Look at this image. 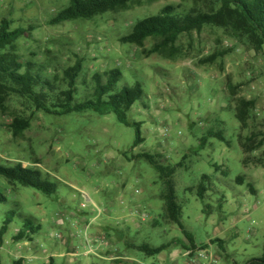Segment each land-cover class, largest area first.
<instances>
[{
    "label": "rangeland",
    "instance_id": "1",
    "mask_svg": "<svg viewBox=\"0 0 264 264\" xmlns=\"http://www.w3.org/2000/svg\"><path fill=\"white\" fill-rule=\"evenodd\" d=\"M69 6L70 0H0V24L6 19L12 30L28 31L15 44V51L5 53L51 81L53 94L66 89L65 71L82 60L78 103L92 99L82 92L92 89L95 74L118 69L122 73L118 90L136 84L144 90L128 118L143 124L145 142L133 150L135 130L121 125L115 115H49L38 112L30 100L10 95L6 111H0V164L22 163L40 170L56 184L57 194L46 196L12 186L0 177V192L7 198L0 205V228L14 214L0 252L4 264H13L8 252L19 254L18 247L25 244L11 242L22 228L21 216L42 226L23 253L38 257L31 264H44L41 258L56 251L62 237L80 251L72 254L73 260L82 254L75 263L111 264L103 259L106 246L94 236L100 227L106 231L105 239L120 243L121 254L145 264H186V238L166 220L157 172L145 160H132L141 153L162 155L164 150L169 156V160L164 158L167 165L183 164L177 168L174 183L182 226L196 248L204 250L209 261L217 257V264H246L260 258L264 245V51H250L212 27L182 36L172 60L147 57L141 49L121 43L139 21L168 6L184 14L209 13L219 9V0H141L127 11L52 26L50 22ZM155 43L147 40L145 49L151 50ZM228 49L232 52L216 64L201 66L200 61ZM231 88L237 89L236 97ZM240 99L255 103L244 130L235 118ZM15 119L31 123L21 137L13 134ZM211 130L223 132L226 143L208 139L196 154L201 139ZM252 135L262 147L245 154L238 137ZM203 176L209 177L205 203L196 194ZM238 177L244 185L237 182ZM249 183L256 195L250 193ZM206 204L211 206L210 214L205 212ZM215 229H222L217 235L224 241L221 247L213 242ZM142 244L167 249L154 257L129 249ZM98 245L105 249L100 251ZM91 249L92 254L84 257V250Z\"/></svg>",
    "mask_w": 264,
    "mask_h": 264
},
{
    "label": "trees",
    "instance_id": "2",
    "mask_svg": "<svg viewBox=\"0 0 264 264\" xmlns=\"http://www.w3.org/2000/svg\"><path fill=\"white\" fill-rule=\"evenodd\" d=\"M141 0H70V6L61 11L50 24L58 26L66 22L89 21L106 14H115L127 11L133 4ZM220 7L216 11L209 13H189L176 12L171 6L164 8L158 15L139 21L132 33L121 39L122 44L132 45L142 50L147 57L159 55L166 59H174L178 54L177 42L184 35L192 33L200 34L205 27H212L222 30L225 35L250 51L262 53L264 51V0H219ZM26 29H11V23L4 19L0 24V111H6L5 103L10 95H17L30 100L38 112L55 116H67L73 113L93 112L99 116L115 115L118 122L135 130V144L133 150L143 145V124L130 120L128 113L138 104L143 96L144 90L140 84L133 87H125L118 90L122 73L118 69H113L103 73H97L92 77V89H85L82 93L84 97L92 98L78 103L76 94L78 93V80L83 72V61L67 69L64 73L66 89L58 94H53L51 81L44 80L42 76L34 74L29 67L23 66L12 54L5 53L7 50L15 51V44L26 34ZM154 40L155 46L151 50L145 49L147 40ZM232 52L228 49L225 52L211 55L200 61L201 66L214 65L219 58H224ZM23 70V71H22ZM86 87V84H82ZM233 97H236V88H231ZM52 94V95H51ZM87 99V98H84ZM254 101L240 99L237 101L235 118L239 121L241 129L248 128L251 111L254 109ZM30 121L27 119H15L11 128L16 137H21L30 128ZM208 139H217L226 143L223 132L209 131L201 139L198 154L206 146ZM241 149L245 154L253 153L262 147V142H257L256 136L243 139L238 137ZM132 160H145L157 172L163 185L161 199L164 203V212L169 224L178 226L185 238L190 242V248L186 252L192 254L205 252L198 250L193 238L184 230L182 226V207L179 205L176 195L174 176L177 168H182L183 164L172 167L166 164L162 155H152L141 153L132 156ZM247 164V163H246ZM218 172L220 168L214 165ZM224 173L223 175H225ZM0 177L14 186L16 184L31 188L46 196L57 194V186L52 183L44 174L34 168H24L22 163L13 166L0 164ZM208 176H203L200 186L197 188V197L202 202H206V195L209 192L206 183ZM240 185H244L242 177L237 178ZM251 194L256 195L252 184H248ZM7 202V198L0 192V205ZM211 206L205 205V212L208 214ZM7 217L0 228V247L4 244V237L8 226L12 223V218ZM22 228L15 234L14 241L21 242L31 240L33 236L41 232V227L36 223L28 222L21 216ZM220 247L223 241L216 240ZM136 249L148 257L158 256L163 253L167 246L153 248L148 244L136 246ZM194 257V255H193ZM14 264H23L19 260ZM246 264H264V245L260 258L249 260Z\"/></svg>",
    "mask_w": 264,
    "mask_h": 264
},
{
    "label": "crops",
    "instance_id": "3",
    "mask_svg": "<svg viewBox=\"0 0 264 264\" xmlns=\"http://www.w3.org/2000/svg\"><path fill=\"white\" fill-rule=\"evenodd\" d=\"M38 225L41 227V231H42V226L39 223H38ZM221 231H222V229H215L216 239L213 241L219 240V238H218L219 236H217V235H220L222 233ZM95 233L96 234L94 236H96L98 239L100 238L101 244H104L106 246V250L108 251V252L106 251V254L103 257V259L106 262H110L111 264H145L139 258L128 257L124 254H121V251L119 249L120 243L117 241L115 242V240H113L111 238H109V240H108V238L105 239V237L103 235H104V233H106V231L103 228L102 229H101V227L97 228L95 230ZM108 237H109V235H108ZM13 239H14V237L12 238V240ZM33 239H34V236L32 237L31 240H24L21 242L11 241L12 243H17V244L25 243L24 245H20L18 247L19 254L14 255L11 252H8L5 250L11 256V258L13 260V264L19 260L23 261V264H28V263L31 264L33 261L38 259V257H36V256L29 255V253H28V255L23 254L24 252H27V249H26L27 245H29L30 242H33ZM63 240H64L63 237L58 240L60 243H59V247H58V249H56V251H53L50 253L46 252L44 257L41 258V260H42V262H44V264H81L80 261L77 260V263H75V261L78 258H82V254H81V257H77L75 260L72 259V254L74 252L78 251L80 253V251L78 250V247L75 248L73 242L69 243L68 242L69 240H64V241ZM10 244L11 243H6L7 246H9ZM190 246H191L190 242L186 239V243L183 246V248L186 250ZM37 247L43 248V246L38 244V243H37ZM96 247H98L100 249V251L105 249V247L103 248V247H101V245H98ZM81 248H82V246H81ZM4 249H5V247L3 244L0 252H2ZM129 249H132V250L136 249V246L130 245ZM28 252H29V250H28ZM86 252L87 251L84 250L83 256L84 257L90 256V255H87ZM101 253H103V252H101ZM174 255L176 256V255H178V253L175 252ZM0 258H1L0 264H4L5 261L1 257V253H0ZM216 258L217 257L214 256L212 259H210V261L209 260H207L206 262L198 261L197 264H217L218 262H217ZM192 260H193V258H192ZM187 262H188V259H187L186 263ZM83 263L84 262H82V264ZM85 264H88V263H85Z\"/></svg>",
    "mask_w": 264,
    "mask_h": 264
},
{
    "label": "built area",
    "instance_id": "4",
    "mask_svg": "<svg viewBox=\"0 0 264 264\" xmlns=\"http://www.w3.org/2000/svg\"><path fill=\"white\" fill-rule=\"evenodd\" d=\"M181 92H183V90H181ZM180 136H181V134H180ZM166 137L168 138V139H170L171 137H172V135H171V133L170 132H167L166 133ZM162 155H164L163 157L165 158V159H167V160H169V156H168V154H167V150H164V153H162ZM24 168H27L26 166H23ZM87 199H88V197L87 196H85ZM258 203H260L259 201H258ZM83 207H86L85 205H83ZM94 209V208H93ZM93 209H92V211H93ZM19 233V231H17L16 232V234H18ZM82 234L83 233H80V235L82 236ZM0 250H1V247H0ZM92 250L93 249H91L90 251L88 250L87 252H86V254L87 255H91L92 254ZM193 255H194V257H193ZM184 256H185V258L186 259H188V262L186 263V264H197L198 263V261L199 260H206L207 261V259L209 260V256L205 253V252H198V253H195V254H192L191 252H186L185 254H184ZM192 258H193V260H192ZM212 259V258H211ZM197 262V263H196Z\"/></svg>",
    "mask_w": 264,
    "mask_h": 264
}]
</instances>
